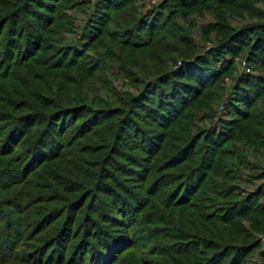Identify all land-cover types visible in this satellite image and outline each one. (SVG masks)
<instances>
[{
	"label": "trees",
	"instance_id": "obj_1",
	"mask_svg": "<svg viewBox=\"0 0 264 264\" xmlns=\"http://www.w3.org/2000/svg\"><path fill=\"white\" fill-rule=\"evenodd\" d=\"M200 1L179 0L175 6L183 8L184 3L195 6ZM207 1L228 9L240 7L241 2L248 6L253 2H203ZM32 3L46 9L39 0H29L21 6L12 0H0V20H3L0 38L5 37L4 44L0 42V118L3 119L0 121V264H221L225 258H230L229 264H245L250 249L239 243H246L248 237L236 233L230 240H220V235L223 230H230L240 217L250 224L251 230L246 235L255 232L259 220L253 224V217L260 212L264 214L263 194H253L234 204L229 202L226 204L229 208L215 212L221 209L216 200L231 188L226 181L216 180L219 174L233 182L237 180V167L250 169V163L243 160L238 149L230 154L237 140L245 139L257 147L264 141V115L258 116L257 123L243 124L252 116L249 111H243L244 107L250 109L257 95L264 94V74L243 75L228 104L227 118L205 115L203 121L212 126L204 133L190 124L196 117L193 118L195 109L191 110V105L214 87V79L219 82L220 74L229 71L228 65L234 64L233 56L240 47L237 45L240 39L248 32L264 33V23L259 28L243 27L225 34L214 48L218 51L215 62L209 65L207 59H200L192 66L187 61L194 59L196 44L189 33L170 30L165 38L160 34L166 27L164 10L154 8L151 13L158 12V15L140 19L139 22L146 19L148 31L152 33V56L170 55L169 60L177 69L166 68L164 73L148 80L146 88L133 98L132 117L117 122L116 134H106L107 141L117 148L115 155L126 163L134 155L125 154L123 140L135 139V149L151 157L139 165L140 169L129 170L127 174L125 171L127 177L140 181V185L114 186L110 176L102 177L101 170H97L103 158L94 155V148H85L84 144L100 131V116L110 113L90 112V107L83 105L69 109L24 106V110L11 113L9 110L17 109L3 98L13 95L10 88H16L7 82L13 81L23 89L13 74L21 67L27 71L25 59H34L40 49L42 32L56 22L55 15L47 17L42 12H34ZM48 8L53 14L55 7ZM23 13H28L30 18L24 38L26 44L22 46L24 53H20L14 42L8 44V36L15 32L11 25ZM142 26L146 25H138ZM166 40L171 41L170 46H162ZM251 54L255 71L264 72V36L256 40ZM220 58L226 62L225 66L216 69ZM14 95L19 92L14 91ZM142 107L146 113L143 117L137 116ZM84 115L92 118L79 127L78 121ZM133 117L148 119L151 124L147 126L154 130L145 133L144 127L134 124ZM107 119H113L112 123H105L104 129L108 132L116 121L112 113ZM187 119L191 120L186 123ZM76 143L82 144L72 150ZM223 156L234 157L235 163ZM7 157H14L17 162L10 166L5 162ZM160 164L167 168L156 174ZM117 166L120 165L117 163ZM208 183L213 184L209 189ZM235 188L240 191L239 186ZM256 199L260 202L253 201ZM187 221L191 225L188 234L185 232ZM236 224L240 225L241 220ZM191 247L197 253L189 258L187 253ZM204 249L218 251L198 257Z\"/></svg>",
	"mask_w": 264,
	"mask_h": 264
},
{
	"label": "rangeland",
	"instance_id": "obj_2",
	"mask_svg": "<svg viewBox=\"0 0 264 264\" xmlns=\"http://www.w3.org/2000/svg\"><path fill=\"white\" fill-rule=\"evenodd\" d=\"M12 1L17 6L29 3V0ZM178 1L114 0V3H112L108 0H59L54 3L53 0H39L46 9L39 8V5L32 3L34 12H42L47 17L55 15L56 22L42 32V42L39 43L40 49L34 59H25L24 63L27 71L22 70L21 67L13 74L21 83L23 89L13 81L7 82V84L16 86V88H10L13 95L8 94L9 96L3 97L17 109L15 112L9 111L16 113L24 110V106H34L36 109H40L42 106H62V109H69L71 106L83 105L84 107H90V112L110 113L107 116H100L101 119L98 122H102L100 123L102 127L94 138L84 143L85 148L90 149V147H93V154L101 159L103 158L101 167L97 170H101L102 177L110 176L112 178L111 184L126 187L140 185V181L137 182L127 177V171L140 169L139 165H144V160L147 162V159L149 160L151 157H148V154L141 149H135L133 146L135 139H132L133 141L123 140V149H127L125 154L134 155L131 158L136 162L134 164L133 159H128L129 164L126 163L124 159L115 155L117 148L107 141L106 134H116L117 122L132 117L133 98L146 88L148 80L164 73L167 70L166 68L177 69L169 60L170 55L166 53L160 55L158 51L159 58L152 56V52L150 53L151 47L154 45L151 38L152 33L148 31L146 19L139 22L140 19L152 14L158 15V12L151 13L154 8L164 10L163 16L167 17L166 27L160 34H163V38H165L170 30H180L184 33L187 31L189 38L196 44V48L193 50L195 52L194 59L187 61L192 66L198 64L200 59H207L209 65L215 62L216 52L218 51L214 48L218 45L219 40L222 41L225 34H232L235 30L243 27L256 26L259 28L264 23V0H253L250 6L241 2L240 7H233L232 9L224 8L223 5L217 2H203L204 0H201L195 6L192 3H184L185 7L181 8L175 6V2ZM52 5L55 7L53 14L48 11V7ZM174 15H176L175 19L171 20ZM29 18L28 13L21 14L16 22L11 25L15 32L8 36V44L11 41L14 42L20 53H24L22 46L26 44L24 38H26ZM139 24L146 26L140 28L138 27ZM37 28L41 31L40 27ZM142 28H147V30L143 31ZM263 34L256 31V33L248 32L243 36L237 44L240 47L233 56L235 58L234 64L228 65L229 71H226L224 75L220 74L221 79L219 82L214 79V82H216L214 87L206 91L200 99H197L196 103L195 101L192 102L191 110L195 109L192 113L193 118L196 117L190 124L196 125L197 131H200V133H204L206 129L212 126V123L209 124L203 121L205 115L215 116V118H227L226 115H228L230 109L228 104L239 79L243 75L249 73L264 74L263 70L255 71L254 67L256 65L251 54L253 45L258 38L264 36ZM4 41L5 37L0 38L1 45L4 44ZM144 44L148 46L151 44V46L141 47ZM167 45L170 46L171 41L166 40V43L162 46ZM76 53L80 54L76 55ZM17 54L19 53L17 52ZM225 63L224 59L220 58L216 64V69L224 67ZM201 73L202 71L199 74ZM184 82L189 81L184 80ZM14 91H18L19 95H14ZM21 93L22 95H20ZM250 106V109L249 106L243 109V111H249L252 115L249 120L243 123L244 126L254 122L257 123L259 121L258 116L264 115V94H258ZM146 107L149 108V106ZM111 113L116 124L109 130L107 129V132L104 127L105 123L110 124L113 122V119H107ZM145 113L146 110L142 107L139 109L137 116L143 117ZM232 116H234V113ZM89 118H92V116L84 115L78 121L79 127H82ZM133 119L134 124L137 122L140 127L145 128L142 129L145 133L154 130L152 126H147V124H151L148 119L143 118L144 121L139 117H133ZM191 119H187L186 123ZM2 120L0 118L1 122ZM245 141L247 140L241 139L240 142L237 140L235 147L231 148L230 154L238 149L239 155H243V160L250 163V169L242 170L237 167V180L233 182L227 181L226 178L218 174L216 181L218 183L226 181V185L233 189L229 188V190L224 191L225 193L222 192L220 198L218 197L216 201L219 206L217 207L221 209H217L215 212L229 208L226 207L229 202L234 204L240 202L242 198L247 199L256 193L263 194L261 202L264 203V141H261V147ZM81 144L76 143L72 150L77 149ZM136 145L138 146V143ZM120 154L123 155L124 153L121 151ZM223 157L235 163L234 157ZM5 162H9L12 166L17 162V159L7 157ZM117 163L120 166H117ZM166 168L165 165L160 164L156 174L164 172ZM150 181L151 179H149ZM212 181L216 183L215 179ZM212 186L213 184L208 183V189ZM237 186H239L240 191L235 188ZM19 188L20 186L15 189ZM230 191H232L231 195H229ZM258 200L260 202V199L253 201L258 202ZM202 214L207 213L203 212ZM253 218V224L256 219L259 220L255 232L246 235L251 230L250 224L240 217L236 223L241 220V224L238 225L234 222L230 230H223L220 240L223 238L230 240L236 233L239 235L244 234L248 239H245L246 243H239V245L249 246L250 249L245 258V264H264V214L260 212L257 217ZM176 220L178 221V218ZM105 224H109V222ZM185 232L186 234L191 232V225L188 221L185 223ZM214 242H217V239ZM216 250L208 249V252ZM208 252L204 249L198 257L202 258L204 253L207 254ZM196 253V248L191 247L187 255L190 258ZM130 262H133V260ZM229 262L230 258H225L221 264H229Z\"/></svg>",
	"mask_w": 264,
	"mask_h": 264
}]
</instances>
